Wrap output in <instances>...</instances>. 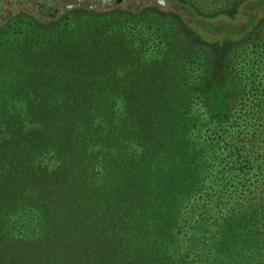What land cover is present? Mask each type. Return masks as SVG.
I'll use <instances>...</instances> for the list:
<instances>
[{
  "label": "rangeland",
  "instance_id": "obj_1",
  "mask_svg": "<svg viewBox=\"0 0 264 264\" xmlns=\"http://www.w3.org/2000/svg\"><path fill=\"white\" fill-rule=\"evenodd\" d=\"M236 1L189 0L206 15ZM96 2L0 0V264H220L231 254L264 264V116L248 101L264 93V16L240 40L212 41L201 24L192 32L148 7L180 10L169 0ZM216 59L243 78L231 141L259 154L257 175L231 187L222 179L238 163L224 167L213 128H194L195 82L218 75ZM124 108L119 122L101 114ZM133 163L153 209L128 225L108 195ZM200 187L212 202L191 217L185 198ZM242 235L260 249L239 250ZM214 242L229 253L214 255Z\"/></svg>",
  "mask_w": 264,
  "mask_h": 264
},
{
  "label": "trees",
  "instance_id": "obj_2",
  "mask_svg": "<svg viewBox=\"0 0 264 264\" xmlns=\"http://www.w3.org/2000/svg\"><path fill=\"white\" fill-rule=\"evenodd\" d=\"M74 1L78 2L81 0H74ZM164 1L165 0H158V4H163ZM105 2L110 3L111 0H97L96 4L99 5ZM169 2H172L173 5L178 7L180 10L175 11L172 9H165L157 4H152V5H149L148 7L152 10L156 9L157 12H160L159 13L160 16H164V17L166 16L168 18L169 16H171L173 18L174 17L178 18L179 24H180L179 26L186 27L192 30V32L196 31V27L194 26V24H201L205 32L215 34L213 38H209L212 41L217 40V39H224V38L230 39V40H240L246 34L251 32V29L257 25L258 20H260L264 16V0H237L235 3L231 5L228 4L229 5V6L227 5L228 9L224 8L216 12H212V13L210 12L209 15L199 13L197 11L198 9H196L197 7L195 8V6L191 2H189V0H169ZM96 4H90L88 6H85L84 8H87L91 10V12L99 13V14H107V13L113 12L112 7L100 8L99 6L97 7ZM101 9L103 10L100 11ZM124 10H127V12L129 11L132 14L143 12V11H140V8H134V9L124 8ZM6 15L8 17V14ZM238 15L240 16V19L237 20ZM223 16H224V19L221 18ZM5 17L3 18L0 16V22H2V20L5 19ZM217 60L218 59L214 61V65L217 69L216 71L218 72V75L213 80L207 74H203L200 78H198V80L196 79L195 85L197 87L196 88L197 90L194 93V97H195L194 102L197 101L199 104H201V106L203 107V110L199 113V115L197 114L195 116L197 122L194 124V128H199V127H203L206 129L210 127L211 129L213 128L212 137H211V140L213 141V143L219 146L226 145V147L224 148L225 155L222 158V160L225 161L226 163L224 167L231 168L234 165L235 161L236 163H238V166L234 167L236 172H234V174L230 176V179L226 180V182H223V179H222L221 184H223L224 186L230 184L229 187H231L233 184V181L235 180L237 182L243 181V184H245L246 181L253 179L257 175L259 170L253 165V161L259 154L253 152L251 156L250 154L251 151H250L248 152V154L241 156L242 149L239 148L238 144H234V142L231 141L232 140L231 131L233 129L229 125H230L231 119L234 114L233 112L234 111V101L236 97L239 95V93L243 91L242 89H244L243 88V85H244L243 78L238 74V72H236L235 69L233 71V68H230V70L227 71L226 73L224 71V66L221 68L219 67V64L217 65ZM258 84H261V82H258ZM253 85H254V82H253ZM245 94H248V92L247 93L245 92ZM248 95H249L248 101L252 100L251 97L254 98L253 101H255L254 106L256 107L255 109L256 113L260 114V118L261 116L263 117L264 116V93L263 91L259 92L257 90L255 96H251L250 94ZM93 96L96 97L95 95ZM122 96H123L122 100L124 99L127 102L131 100V97H129L127 93L125 92ZM192 110L195 111L194 109ZM247 110L248 109H246V113L248 112L247 117L251 118L252 116L249 114L250 111L249 110L247 111ZM128 112H129L128 109L124 108L123 110L114 109L113 111L112 110L102 111L101 114L103 115L107 114L108 116H111V117L118 115L119 118L116 120V122H119L120 118H122L124 115L126 117V114H128ZM104 119L105 118L103 117V120ZM169 126L173 130L175 129L173 127V124H169ZM110 128H108L109 135H113V133L116 131L115 129H110ZM119 131L120 130H118L117 132ZM172 134L173 132H171L170 135ZM233 155L236 156L235 159H233ZM179 158L181 157L179 156ZM133 165L136 166V164L133 163L132 165H130L131 167L127 166L126 168L125 167L122 168V171L120 174L122 180L119 177L121 184L119 183V186L115 187L114 192H111L110 195H108L109 198H112L115 201H117V203H119V205L117 206L115 205L116 215L118 217L119 215H123V221L129 220L128 225L135 224L136 222H138V220H140V218L143 217L142 216L143 214L141 213L144 212L145 209H148V211L153 209L152 205L149 203V201H152L151 200L152 197L148 196L149 194L147 192L137 191V188H140L139 185L137 184L141 181H139V179H137L136 176L130 173V169L134 168ZM216 190H217V187H216ZM224 191L225 190H223V192ZM205 194H208V192L205 193L203 191V188L200 187V188H197L196 190H193V192H191V195L185 198L186 203L184 204V208H187V212L188 211L191 212V215H190L191 217L193 216V213L195 212L197 208H206L207 206H210L212 202V199H211L212 197L206 196ZM178 210L179 208L175 212H178ZM240 212L241 211H238V213ZM238 218L239 217L237 216V218L234 219L233 222L236 223V220H239ZM186 221L187 219L184 218L183 224H178L177 227H178L179 233L184 232L183 227H185L187 223ZM192 228L196 230V228L198 229L199 226H196V223H195L194 225H192ZM252 234L254 233L253 232L250 233V235ZM239 239L244 240V241L237 243V246L240 247L239 250L241 251L252 252L251 250L260 249L259 245L256 244L259 242V240H253L252 242V240L248 239L245 235L243 237H238L236 240H239ZM217 244L218 243H215V242L211 243V247L209 248V250H213L214 255L217 254L218 251L225 252L224 255H227L229 253L226 251L228 249L224 247H221L220 248L221 250L216 249L215 247H217ZM241 254L243 255V253ZM250 256L254 257L251 261H255L254 260L255 256H253L252 254H250ZM256 257L259 259L258 260L259 262L264 260V256H262V253L256 254ZM243 260H244L243 257L240 258V256L231 254L228 257V260L224 262L221 261L222 263L220 264H239L243 262ZM216 261L217 260H215V262Z\"/></svg>",
  "mask_w": 264,
  "mask_h": 264
}]
</instances>
